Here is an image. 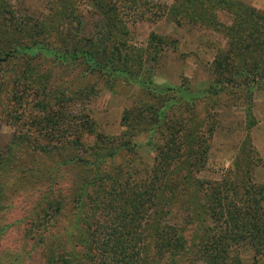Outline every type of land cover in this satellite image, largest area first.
I'll return each mask as SVG.
<instances>
[{
    "label": "rangeland",
    "instance_id": "1",
    "mask_svg": "<svg viewBox=\"0 0 264 264\" xmlns=\"http://www.w3.org/2000/svg\"><path fill=\"white\" fill-rule=\"evenodd\" d=\"M148 178L140 264H203L211 187L264 182V0H0V264H101L106 189Z\"/></svg>",
    "mask_w": 264,
    "mask_h": 264
},
{
    "label": "trees",
    "instance_id": "2",
    "mask_svg": "<svg viewBox=\"0 0 264 264\" xmlns=\"http://www.w3.org/2000/svg\"><path fill=\"white\" fill-rule=\"evenodd\" d=\"M233 5H236L235 2ZM238 13L240 11L235 10L233 14ZM151 38H156L155 45L163 43L162 38L153 34ZM92 54L83 52L85 60H92L93 66L101 68L102 63L108 61L102 55L96 57L99 61H94ZM162 157L165 160V156ZM156 181L148 178L134 188L109 184L103 203L105 216L109 217L104 223L95 221L91 236L101 264H140L142 224ZM227 183V179L223 178L210 189L206 208L213 221L218 222L219 229L216 233L214 227V232L203 239L199 258L203 264L237 263L235 254L230 256L229 251L235 246L246 245L252 250V264H258L259 258L264 259V182L249 181L239 198L228 190ZM60 264H67V260H62Z\"/></svg>",
    "mask_w": 264,
    "mask_h": 264
},
{
    "label": "crops",
    "instance_id": "3",
    "mask_svg": "<svg viewBox=\"0 0 264 264\" xmlns=\"http://www.w3.org/2000/svg\"><path fill=\"white\" fill-rule=\"evenodd\" d=\"M243 1H247V2L250 1V3H253L255 0H243ZM259 7H262V6H259Z\"/></svg>",
    "mask_w": 264,
    "mask_h": 264
}]
</instances>
